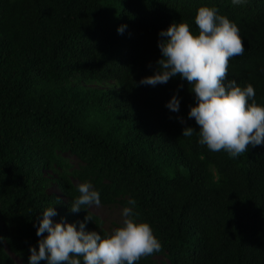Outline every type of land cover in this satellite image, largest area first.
<instances>
[{
    "label": "trees",
    "instance_id": "obj_1",
    "mask_svg": "<svg viewBox=\"0 0 264 264\" xmlns=\"http://www.w3.org/2000/svg\"><path fill=\"white\" fill-rule=\"evenodd\" d=\"M200 6L238 27L245 50L225 83L251 84L249 103L264 106V0H0V264H28L51 206L109 233L88 205L70 210L84 182L102 205L136 201L134 222L162 246L136 264H264V144L213 152L188 118L186 80L139 84L161 57V30L182 22L198 35ZM174 94L179 112L166 106Z\"/></svg>",
    "mask_w": 264,
    "mask_h": 264
},
{
    "label": "clouds",
    "instance_id": "obj_2",
    "mask_svg": "<svg viewBox=\"0 0 264 264\" xmlns=\"http://www.w3.org/2000/svg\"><path fill=\"white\" fill-rule=\"evenodd\" d=\"M244 0H232L234 5ZM198 35L187 23H172L161 30L158 47L161 57L156 61L152 75L141 78L139 84L156 86L179 75L194 92L197 103L190 106L188 118L199 126V143L213 152L226 151L235 157L248 151L249 145L264 144V106L253 99L251 84L245 88L235 81H226L228 64L232 57L244 53L239 29L215 8L200 6L194 17ZM124 26L118 27L122 33ZM179 112L180 101L173 95L166 105ZM181 123H185L180 118ZM194 128L182 129L184 137H191ZM79 195L72 200L70 210L79 212L84 206L100 204V195L90 182L78 185ZM122 210V226L102 236L98 231H86L85 222L93 217L86 212L79 227L66 221L53 222L57 215L51 206L42 212L36 235L37 246H30L28 264H136L142 257L161 250V244L145 222H134L135 200ZM46 233V235H45Z\"/></svg>",
    "mask_w": 264,
    "mask_h": 264
},
{
    "label": "rangeland",
    "instance_id": "obj_3",
    "mask_svg": "<svg viewBox=\"0 0 264 264\" xmlns=\"http://www.w3.org/2000/svg\"><path fill=\"white\" fill-rule=\"evenodd\" d=\"M106 84H103L102 86H105ZM63 156L67 158V160L74 165L76 163V159L68 154L63 153ZM49 191H55L58 193L57 188L54 184H50L48 186ZM88 209L97 214L102 219V227L109 233H111L116 227H119L122 225L123 222V216H122V210L123 208L119 206L118 204H110V205H96L95 203L88 205ZM53 222H64L66 221L64 218H58L56 215L51 217ZM68 222V221H66ZM13 257V256H12ZM159 258V257H157ZM15 262L17 264L19 263V260L15 257H13Z\"/></svg>",
    "mask_w": 264,
    "mask_h": 264
}]
</instances>
